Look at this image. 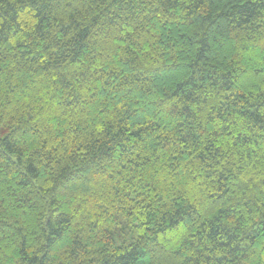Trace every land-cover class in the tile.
Segmentation results:
<instances>
[{
  "label": "trees",
  "instance_id": "1",
  "mask_svg": "<svg viewBox=\"0 0 264 264\" xmlns=\"http://www.w3.org/2000/svg\"><path fill=\"white\" fill-rule=\"evenodd\" d=\"M0 264H264V0H0Z\"/></svg>",
  "mask_w": 264,
  "mask_h": 264
}]
</instances>
